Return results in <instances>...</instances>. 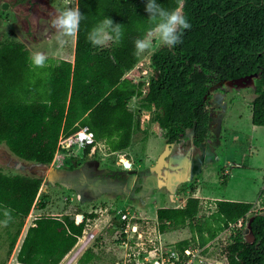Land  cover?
Listing matches in <instances>:
<instances>
[{"label": "trees", "instance_id": "1", "mask_svg": "<svg viewBox=\"0 0 264 264\" xmlns=\"http://www.w3.org/2000/svg\"><path fill=\"white\" fill-rule=\"evenodd\" d=\"M158 2L169 9L181 8L191 28L184 31L180 45L173 49L161 45L151 54L154 72L148 78L142 74L143 67H136L141 57L134 55V40L153 28L147 22L146 0H77L83 19L74 60L47 56L46 66L35 68L26 43L0 40V144L6 143L22 161L50 164L61 135L87 125L95 140L84 148V155L103 140L110 151L126 149L141 122L140 114L129 106L136 95L144 108L152 110L151 119L162 127L168 143L190 136L199 143L211 134L215 118L209 107L213 86L247 75L255 77L252 121L264 125V0ZM105 16L122 24L123 38L119 44L94 47L87 41V33ZM131 70H136L137 78ZM43 181L41 175L0 168V209H10L12 215L6 227L9 256ZM259 199L264 206V189ZM38 204L45 208L47 201L42 199ZM254 207L249 201L219 199L216 210L199 223L201 199L191 195L184 206L159 207L158 225L165 231L197 224L198 237L194 232L192 239L177 243L182 250L204 246L231 223L247 220L255 239H247L244 226L235 228L225 246L226 258L229 264H264V208ZM117 210L113 209L114 230L122 225L115 215ZM95 217V211L74 218L70 214L38 216L27 230L18 260L59 264ZM97 258L94 248L89 247L79 263L93 264Z\"/></svg>", "mask_w": 264, "mask_h": 264}, {"label": "rangeland", "instance_id": "2", "mask_svg": "<svg viewBox=\"0 0 264 264\" xmlns=\"http://www.w3.org/2000/svg\"><path fill=\"white\" fill-rule=\"evenodd\" d=\"M64 5L65 0H0V40L21 41L26 43L32 52L38 50L44 52L46 56L72 59L76 36L66 38L67 42L63 46L57 45L53 39L55 29L51 27V18L55 14L56 8ZM71 6L77 7V0H71ZM159 46H161L160 41L154 35L153 48L140 55L141 60L138 62V66L143 67L142 73L147 78L154 72L151 66V54ZM132 72L135 73V70ZM254 79L253 76L252 81L239 85L233 82H223L213 86L212 89L215 90V93L223 90L222 92L225 91L226 95V106L223 107L221 119L216 116L220 119L218 121L221 123L222 135L220 134L219 139L217 134L220 131L218 122L214 125L215 133L212 135V141L217 143L220 149L221 158L215 164H208L204 172L198 176V181L199 196L201 197L249 201L256 204L254 210H258V207L261 206L259 197L264 189V125H257L252 121V101L256 95ZM212 98L215 97L211 94L210 101ZM137 103V97L133 98L131 105L135 107ZM217 108H219L217 105L213 106L214 110ZM165 145L166 138L162 127L157 121L148 120L146 127L134 128L131 145L125 151L129 155L135 153L141 156L144 153H153L157 156L156 162L166 152ZM163 147L164 149L160 151ZM108 151L105 145L100 146L95 153L84 155L79 161L94 160L98 164L102 163L103 166L109 165L111 162H119V168L126 170L120 159L121 156L118 153L111 154ZM158 151L160 152L158 153ZM78 155L75 156L70 151H66L64 157L59 156L56 161L50 164L35 165L20 160L12 153L6 143L0 144V168L7 172H23L41 175L44 178L30 223L35 219V216L49 213L75 216L85 211L97 210V215L102 217V219L95 217L90 221L91 226L86 228L84 234L79 237L78 242L60 264H65L69 260L70 256L87 238L89 232L93 230V227L100 228L97 237L90 243V247L94 248L98 254V258L93 264H113L116 259L126 255V248L119 247L113 234L111 235L110 226L114 216V208H125L131 214L135 215L134 213H136L138 216L140 215L138 211L148 213L147 215L150 217L148 222H145L143 218L138 219L141 228L144 230L145 240L149 244L146 247L157 246L159 241L174 244L195 234L190 224L169 228L165 231L157 230L158 208L174 206L179 202L180 196L174 201L166 190L156 188L154 195L145 194V204L136 203L126 195L125 198L112 199L108 194H105L108 192L106 190L101 193L100 198L92 201L87 199L85 203H82L72 189L52 184L46 179L47 173L52 170V166L55 164L56 166L72 164L74 159L79 157ZM123 156L125 157V155ZM44 192L48 195H44ZM189 195L192 193L187 192L185 196L188 197ZM42 199L47 201V206L41 209L38 203ZM211 206V204L206 203L204 212H208L209 208L211 210ZM107 215H110L108 220ZM244 226L247 236L249 233L247 220H244ZM231 233L232 230L228 229L214 240L207 252L204 253L205 258L209 259V263L202 264H229L225 254V246ZM20 236L13 253L9 256V232L6 227L0 226V264H8L11 259L12 263L10 264H22L17 258L19 243H21ZM136 239L138 238L135 237ZM168 246L178 248L176 245ZM79 257L71 264H80Z\"/></svg>", "mask_w": 264, "mask_h": 264}, {"label": "crops", "instance_id": "3", "mask_svg": "<svg viewBox=\"0 0 264 264\" xmlns=\"http://www.w3.org/2000/svg\"><path fill=\"white\" fill-rule=\"evenodd\" d=\"M56 59H61V58H56ZM66 59H69V58H66ZM71 60H74V54H73V58ZM136 67L138 68L140 66H138V64H137ZM132 71L133 70H131L129 73L135 75V77L137 78L138 75H136L137 74L136 70H135V74ZM227 81H230V80H227ZM227 81H225V82L229 83ZM146 87H145V90L147 89ZM212 90H213L212 95H214L215 98L211 99L209 107H210V110H211V112L215 118H214L213 123H212L211 134L199 143H196L192 136H190L186 139H183L180 142L173 143L169 150L166 149L167 153L165 154L166 160L164 162V166L162 168H160L159 171L150 170V172H147L146 176H145V178H148V179L150 178V181L148 183L152 184V187L149 188L145 194H148V196L154 195L156 188L160 189V190H166L170 193V195L174 201H176L178 196H180L179 202H177L174 206H184L187 202L188 197L191 196V195H189L188 197H186L185 196L186 193L187 192L192 193V188H194L195 191L192 193V195L197 196L201 199V210L198 214V219L196 220V222H199V223L202 222L203 220H205L206 218H208L216 210V201L219 199L244 201V200L221 198V197H215V198L209 199V198H204V197L199 196V181H198L199 178H198V176L204 172V169L208 164H215L221 158L220 149L218 147V144L215 143L214 141H212V135L215 133L214 132V125L216 124V122L219 123V128H220L219 129L220 131L217 133L219 139H220V136L222 135L221 123L218 120L221 119L220 115L222 114L223 107L226 106V103H225L226 95H225V91L222 92L223 90H221V92H216V93L214 92L215 91L214 89H212ZM218 91H220V90H218ZM135 97H137L138 103L136 104L135 107H133L131 105V101ZM132 99L129 102V106L131 109L134 110V112L137 116H139V114H140V119H141L140 126H136V127H142V126L146 127V123L148 122V120L153 121L151 119L152 110L144 108L141 105V97L140 96L136 95V96L132 97ZM214 105H217L219 108H217V110H214L213 109ZM216 116L219 117L220 119H218ZM132 135H133V133H132ZM131 142H132V139H131ZM168 144L169 143L166 141V145H165L166 148H167ZM103 145L106 146V148L109 150L108 152L111 154H117L118 153L120 156L125 155V157L131 161V163H132L131 167H134V168L148 169L149 170L150 167L154 166L157 162V161L155 162L157 156H155V154H153V153H144V155H142V156L135 154V153L132 155H129L128 153H126L125 150H127V148L131 144L126 149L117 150V151H110L108 144L104 140L98 141L95 144V149L91 150L88 154L95 153L96 150L100 146H103ZM163 149H164V147L160 151H162ZM160 151H158V153ZM83 155L84 154H81L79 156V158L81 159ZM27 162H29V161H27ZM31 163H33L35 165H45V164H40V163H36V162H31ZM97 167L99 169H102L104 171V173L108 174V175H110V173L112 175H114V174L116 175L118 170H122L119 168L120 167L119 162H116V163L111 162V164L105 165V166H103L101 163V164H97ZM51 169H53V166ZM47 178H49L51 181V172L47 173ZM108 179L111 182V184L106 182V183H103L102 186L106 187L108 184H110L112 187H115V185H116L117 187L122 188L123 183L127 182V183H129L131 189H134V188L139 189L140 184H141L139 181V177L137 175H133L130 178V180H124V179L118 180L117 178L116 179H110L109 177H108ZM114 180L115 181L118 180V182L114 183L113 182ZM55 185L60 186L59 183H57ZM130 188H129V191H127V192L125 190L124 191L114 190V191L107 192L105 194H108L112 199L125 198L124 197L125 195L129 196L128 193L131 190ZM69 189H71V188H69ZM145 194H143L141 197H139V196H137L136 193H134V195H132L130 198L133 199L134 202H136V203L145 204L146 203V198L144 197ZM77 198H79V199L81 198L80 193H77ZM206 203H209L213 206V207L211 206V210L209 208L208 212H204V206ZM36 204H37V201H36ZM36 204L33 206L31 212L29 213L28 217L26 218V224H25L23 231H22V234L20 236V240H21V243H19L20 246H21L22 241H23V239L27 233L28 228L34 224V221L38 216L44 215V214H39L38 216H35V219L30 223L31 217L33 215V211L36 208ZM258 208L259 209L264 208V206H260ZM104 209H108V208H104ZM117 209H120V208H117ZM93 211L97 212V210H93ZM138 213L140 214L139 216L136 213H134L136 220L138 222H140L138 220L139 218H141V219L143 218L145 222H148V219H150V217H148V215H147L148 213H145V212L142 213L139 211H138ZM80 214L82 215V213H78V215L71 216V217H73V218L79 217ZM59 215H63V213L59 214ZM110 215H113V214H110ZM110 215H107V220H108V217ZM103 216H104V214H103ZM99 217H100V215H97L96 218L99 219ZM100 218L102 219V217H100ZM90 221H89L87 227L91 226ZM157 224H158V222H157ZM185 225H187V224H185ZM192 228H193V231L196 232V236L198 237V226H197V224H195V227H192ZM235 228H238V227L230 226L229 228L225 229L224 231L229 229V230H232V232H233ZM167 229H169V228H167ZM110 230L112 232L111 235L113 234V237H114L115 230H114V228H112V225L110 226ZM157 230L161 231L159 228V225L157 227ZM99 231H100V228L93 227V230L90 232H95V234L98 235ZM224 231H222L218 236H220ZM218 236L215 237L214 239H212L211 241H209L204 246H201L199 244L192 246V247L198 246L202 249V256L206 260V263L207 262L209 263V261H208L209 259L207 257L205 258L204 253L207 252V249L212 245L214 240L218 238ZM192 237L193 236H190V237L185 238V239H192ZM18 240H19V238H18ZM159 242H162V241H159ZM178 242L179 241H177L174 244H168V243H166V244L177 246ZM20 246H19V248H20ZM187 247H189V246H187ZM10 263H11V261L8 264H10ZM22 264H25V263H22Z\"/></svg>", "mask_w": 264, "mask_h": 264}, {"label": "clouds", "instance_id": "4", "mask_svg": "<svg viewBox=\"0 0 264 264\" xmlns=\"http://www.w3.org/2000/svg\"><path fill=\"white\" fill-rule=\"evenodd\" d=\"M145 11L148 13L147 22L153 28L144 36L134 40V55L140 56L153 48V36L155 35L162 46L169 49L175 48L183 42L185 30L191 28V24L180 8H166L158 0H146ZM83 19L79 7L71 6V0H65V5L56 8L51 18V27L55 29L54 42L63 46L66 38L76 36ZM124 32L122 24L115 23L110 17L105 16L101 21L88 31L86 39L94 47H105L109 43L119 44ZM30 63L35 68H44L48 57L42 51H34L29 56ZM3 219L0 226L7 227L12 220L11 210L0 209Z\"/></svg>", "mask_w": 264, "mask_h": 264}, {"label": "built area", "instance_id": "5", "mask_svg": "<svg viewBox=\"0 0 264 264\" xmlns=\"http://www.w3.org/2000/svg\"><path fill=\"white\" fill-rule=\"evenodd\" d=\"M94 133L89 127L83 126L78 131L71 134L63 133L58 143V149L53 161H56L59 156H65L66 151L71 154L80 156L84 154V148L88 143L94 142ZM95 149V144L91 150ZM116 217L122 225L116 227L114 240L119 247L126 248V255L116 259L113 264H196L206 263L202 256V249L196 247L171 248L168 244L159 242L157 246L146 247L149 245L145 240L144 230L141 228L135 215L129 210L120 208L116 212ZM231 226H244V219L238 220L236 223H231ZM97 237L95 232H89L87 238L82 242L79 248L71 255L65 264H71L78 258L87 248L90 243ZM135 237L138 239L135 240ZM142 238V239H141ZM140 239V240H139ZM145 245V246H144Z\"/></svg>", "mask_w": 264, "mask_h": 264}, {"label": "flooded vegetation", "instance_id": "6", "mask_svg": "<svg viewBox=\"0 0 264 264\" xmlns=\"http://www.w3.org/2000/svg\"><path fill=\"white\" fill-rule=\"evenodd\" d=\"M79 160L81 159L73 161L72 164H65L60 166H56L55 164L51 171V181L49 178L46 179L49 180L52 184L59 183L60 186L64 187H67V182L71 181L70 183L75 187L71 189L76 193V195L77 193L81 194V198L79 200L82 203H85L87 199L92 201L93 199L99 198L101 193L105 190H107L108 192L114 190L124 191L123 188L117 187L116 185L115 187L108 185L106 187L102 186L103 183L109 181L108 177L110 179L114 178L111 173L110 175H108L105 174L102 169H99L97 167L98 163L96 161L85 160L84 162H80ZM133 175L135 174L124 171L122 172V174H120V177L119 175L115 176L118 177V180H130ZM118 180H114L113 182L117 183ZM149 181L150 178H146V184L142 191L140 193H137V196L140 195L139 197H141L143 193H146L148 189L152 187V184L148 183ZM134 193H136V191H133V189H131V191L128 193L129 197L134 195Z\"/></svg>", "mask_w": 264, "mask_h": 264}, {"label": "water", "instance_id": "7", "mask_svg": "<svg viewBox=\"0 0 264 264\" xmlns=\"http://www.w3.org/2000/svg\"><path fill=\"white\" fill-rule=\"evenodd\" d=\"M252 77H253L252 75H247V76L239 77V78H236V79H234V80L227 81V82H233V83L239 85V84H243V83H245V82H247V81H252ZM254 86H255V84H254ZM171 146H172V144L169 143V144L167 145V148H166V149L169 150V149L171 148ZM167 150H166V152L163 154V156L157 160L156 164H155L154 166H151V167H150L149 170H148V169L133 168V167H131V164H132L131 161H130V160H126V159H125L126 157L121 156L120 159H121V161L123 162V164H124L126 170H119V171L116 173V175H119V177H120V174H122V172H124V171H127V172H129V173H133V174L137 175V176L139 177V181H140L141 184H140V188L138 189V191H137V188H136V189L134 188L133 191H136V194H137V193H140V192L142 191V189L144 188L145 184H146V178H145L146 173H147V172H150V170H156V171H159V169L162 168V167L164 166V162H165V160H166L165 154L167 153ZM127 161H129V162H127ZM45 165H46V164H45ZM112 176H113L114 179L118 178V177L115 176V174L112 175ZM85 178H86V177H85ZM69 181H70V179H69ZM70 182H71V181H70ZM70 182H67V184H68L67 187H68V188H75ZM107 182L111 184L110 181H107ZM124 182H125V181H124ZM110 184H108V185L111 186ZM71 185H72V186H71ZM122 188H123V190H125L126 192L129 191V188H130L129 183H127V182L123 183ZM130 189H131V188H130ZM106 191H107V190H106ZM130 191H131V190H130ZM143 194H145V193H143ZM139 196H140V195H139ZM248 229H249V233H248V235H247V239H248L249 241H253V240L255 239V235H254L253 230H252L251 222H248Z\"/></svg>", "mask_w": 264, "mask_h": 264}, {"label": "bare ground", "instance_id": "8", "mask_svg": "<svg viewBox=\"0 0 264 264\" xmlns=\"http://www.w3.org/2000/svg\"><path fill=\"white\" fill-rule=\"evenodd\" d=\"M126 160H129V159H127V158H125ZM127 162H129V161H127ZM12 261V260H11ZM12 263V262H11Z\"/></svg>", "mask_w": 264, "mask_h": 264}]
</instances>
